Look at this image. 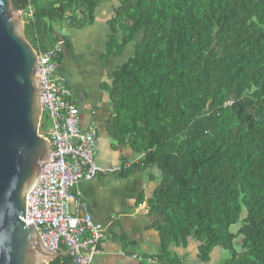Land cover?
Returning <instances> with one entry per match:
<instances>
[{
    "label": "trees",
    "instance_id": "16d2710c",
    "mask_svg": "<svg viewBox=\"0 0 264 264\" xmlns=\"http://www.w3.org/2000/svg\"><path fill=\"white\" fill-rule=\"evenodd\" d=\"M107 2V53L131 50L112 74V138L142 154L129 168L160 172L155 259L175 261L168 247L193 238L202 262L222 247L221 264H264V0H12L32 9L24 35L38 54L56 26L86 27ZM64 252L47 264H69Z\"/></svg>",
    "mask_w": 264,
    "mask_h": 264
},
{
    "label": "crops",
    "instance_id": "0c3cea01",
    "mask_svg": "<svg viewBox=\"0 0 264 264\" xmlns=\"http://www.w3.org/2000/svg\"><path fill=\"white\" fill-rule=\"evenodd\" d=\"M114 5L115 2L101 4L95 20L86 27L75 28L66 23L55 29L57 43L62 46L59 69L71 89L70 100L79 110L81 130H87L90 124L97 130L95 156L103 162H98L99 166L113 169L129 165L126 174H99L77 184L74 191L79 206L70 204L69 209L81 216L84 205L101 229L100 251L93 258L94 264H210V260L202 262L198 258L199 242L193 238H188L186 244L168 247L170 258L175 261L155 259L161 249L164 217L153 213L148 202L160 186V172L156 166L129 168L142 154L129 143L121 144L112 138V74L127 62L130 54L127 50L120 55L107 53V21ZM218 251V247L213 248L210 259Z\"/></svg>",
    "mask_w": 264,
    "mask_h": 264
},
{
    "label": "water",
    "instance_id": "95a60500",
    "mask_svg": "<svg viewBox=\"0 0 264 264\" xmlns=\"http://www.w3.org/2000/svg\"><path fill=\"white\" fill-rule=\"evenodd\" d=\"M38 53L12 0H0V264H47L58 256L26 224V197L50 155L39 131Z\"/></svg>",
    "mask_w": 264,
    "mask_h": 264
},
{
    "label": "built area",
    "instance_id": "2783aa9c",
    "mask_svg": "<svg viewBox=\"0 0 264 264\" xmlns=\"http://www.w3.org/2000/svg\"><path fill=\"white\" fill-rule=\"evenodd\" d=\"M21 14L31 17L32 9L27 7ZM61 49V44L56 43L37 56L41 118L46 123L42 135L49 140L50 155L27 193L23 221L36 227L48 249L66 250L71 258L69 264H94L102 232L84 205L81 216L69 209L70 204L79 206L74 188L99 174L125 170L129 165L104 169L96 163L97 130L93 124L81 130L79 110L70 100L71 89L55 59Z\"/></svg>",
    "mask_w": 264,
    "mask_h": 264
},
{
    "label": "rangeland",
    "instance_id": "374dc122",
    "mask_svg": "<svg viewBox=\"0 0 264 264\" xmlns=\"http://www.w3.org/2000/svg\"><path fill=\"white\" fill-rule=\"evenodd\" d=\"M127 51H130L131 52V50H127ZM129 52V53H130ZM41 120H42V118H41ZM40 125H41V121H40ZM41 132V131H40ZM42 133V132H41ZM97 156V155H96ZM96 156H95V159H96V163H103L102 162V160H99L98 158H96ZM98 159V160H97ZM98 163V164H99ZM119 166V165H118ZM102 167V166H101ZM117 166H115V167H113V169L114 168H116ZM103 168V167H102ZM123 170H119V171H114V172H122ZM114 172H112V173H114ZM107 174H110V173H107ZM239 225H240V223H236V224H234V225H231L230 227H229V230L232 232V233H234V232H236V230H237V228L239 227ZM240 243H241V237H238L237 239H235L234 240V244H235V246H236V248H237V250H239V251H241L242 250V248L240 247ZM215 248V247H214ZM219 248V251H218V253L216 254V253H213V255H212V257H211V259H210V254H209V260L211 261V262H209L210 264H221V262L225 259V258H228L229 257V255H230V253H229V251L228 250H225L224 248H222V247H218Z\"/></svg>",
    "mask_w": 264,
    "mask_h": 264
},
{
    "label": "clouds",
    "instance_id": "9594fccd",
    "mask_svg": "<svg viewBox=\"0 0 264 264\" xmlns=\"http://www.w3.org/2000/svg\"><path fill=\"white\" fill-rule=\"evenodd\" d=\"M126 170V169H125ZM58 253V255L60 254L59 252H57Z\"/></svg>",
    "mask_w": 264,
    "mask_h": 264
}]
</instances>
